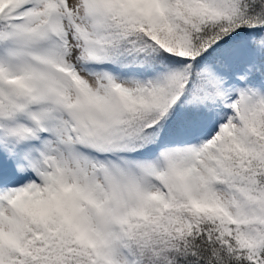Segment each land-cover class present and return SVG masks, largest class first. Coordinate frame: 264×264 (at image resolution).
I'll use <instances>...</instances> for the list:
<instances>
[{"label":"snow or ice","instance_id":"6c2138e0","mask_svg":"<svg viewBox=\"0 0 264 264\" xmlns=\"http://www.w3.org/2000/svg\"><path fill=\"white\" fill-rule=\"evenodd\" d=\"M0 264H264V0H0Z\"/></svg>","mask_w":264,"mask_h":264}]
</instances>
